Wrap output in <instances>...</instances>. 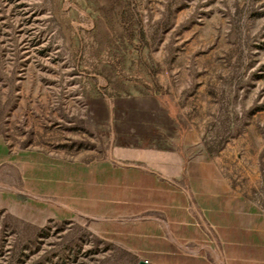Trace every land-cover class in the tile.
Listing matches in <instances>:
<instances>
[{"label":"rangeland","instance_id":"rangeland-1","mask_svg":"<svg viewBox=\"0 0 264 264\" xmlns=\"http://www.w3.org/2000/svg\"><path fill=\"white\" fill-rule=\"evenodd\" d=\"M160 135L184 157L161 173L146 166ZM188 162L264 219V0H0V264H174L156 252L175 243L156 193L121 213L128 170L181 191L206 257L227 264ZM28 166L64 197L29 192L47 183H26Z\"/></svg>","mask_w":264,"mask_h":264},{"label":"crops","instance_id":"crops-1","mask_svg":"<svg viewBox=\"0 0 264 264\" xmlns=\"http://www.w3.org/2000/svg\"><path fill=\"white\" fill-rule=\"evenodd\" d=\"M171 139L173 138L170 136L164 137L160 135L157 141L154 142L158 151V156L154 158L156 163L153 165L149 163L146 166L155 167V170L160 173L166 169L170 170L180 167L184 161L183 155L172 153L171 150L164 147L166 143H170ZM119 159L121 161L134 162L139 160L129 155L127 157L122 156ZM103 167L105 169L104 173L113 174V169L107 166V164ZM187 168L190 178L189 192L193 194L194 201L203 210L209 222L215 227L216 234L224 247L227 264H264V219L241 196L233 194L230 188L220 184L216 186L208 185L206 178H204L203 174L199 173V168V174L193 175L192 162H188ZM90 169L89 176L93 177L92 181L94 182L90 184V192L97 197V188L100 190L103 187V191L105 192V185L97 186L98 184L95 182L97 167L94 165ZM128 171L126 174H133V177H137L138 180L136 182L134 180V182L126 180L127 182L121 185H118L117 181L114 182V185L122 187V191L129 194L119 205L123 210L121 213H127V207L133 208V205L126 206L124 204L128 202L125 201L127 198L132 199L130 204L139 205L148 203L145 201V198H137L134 195L135 192L156 193L155 200L157 199L156 201L160 203L159 205L165 208L162 212L168 220V229L175 237V243H169L167 247H161L162 249L160 248L156 252L168 253L170 258L174 260V264H212L204 253V250L209 249V246L203 244L206 240L200 234L195 223L192 222V217L186 208L187 197L181 191L165 190L163 185L158 184L156 179L151 175L148 176L146 173L135 172L134 170ZM36 172L39 171H34V168L31 166L26 168V183H32V179L36 177L37 180L35 181H40L42 185L47 183L48 187H42L41 189L38 187H28L29 192L64 197L63 188L50 187L52 185L50 182H53L55 178L49 172L45 173L44 169H41L40 174H36ZM61 177H64V173L60 170L56 174V181H63L64 179H59ZM89 205L90 208H93L91 202ZM112 207V210L116 208L115 206ZM135 207V211H138L140 208V206ZM92 212L93 214H100L93 210ZM142 234L147 235L145 232ZM157 237L163 239L160 235H157ZM180 243L187 244L191 254L183 255V253L179 252L178 244Z\"/></svg>","mask_w":264,"mask_h":264},{"label":"water","instance_id":"water-1","mask_svg":"<svg viewBox=\"0 0 264 264\" xmlns=\"http://www.w3.org/2000/svg\"><path fill=\"white\" fill-rule=\"evenodd\" d=\"M137 264H150L147 260H139Z\"/></svg>","mask_w":264,"mask_h":264}]
</instances>
